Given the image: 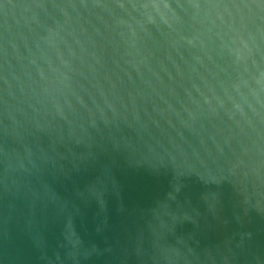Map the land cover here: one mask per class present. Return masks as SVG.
<instances>
[{"label":"water","instance_id":"water-1","mask_svg":"<svg viewBox=\"0 0 264 264\" xmlns=\"http://www.w3.org/2000/svg\"><path fill=\"white\" fill-rule=\"evenodd\" d=\"M0 264H264V0H0Z\"/></svg>","mask_w":264,"mask_h":264}]
</instances>
